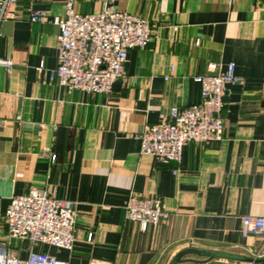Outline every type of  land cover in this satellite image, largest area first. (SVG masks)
Listing matches in <instances>:
<instances>
[{"label":"crops","instance_id":"crops-1","mask_svg":"<svg viewBox=\"0 0 264 264\" xmlns=\"http://www.w3.org/2000/svg\"><path fill=\"white\" fill-rule=\"evenodd\" d=\"M105 4L153 27L152 41L129 51L125 76L108 95L49 79L59 27L29 15H62L65 0H18L20 17L2 23L0 56L14 66H0V244L12 197L57 187L76 203L74 246L35 247L69 264H169L189 247L254 257L264 239L245 236L242 220L264 216V0H78L76 9L92 13ZM212 63L214 72L234 63L240 77L222 111L224 138L186 144L174 173L176 164L141 154L139 134L172 107L199 102L194 77L213 72ZM130 194L162 198L170 218L141 230L124 217ZM30 248L28 240L11 244L20 258ZM179 264L261 263L188 254Z\"/></svg>","mask_w":264,"mask_h":264},{"label":"built area","instance_id":"built-area-1","mask_svg":"<svg viewBox=\"0 0 264 264\" xmlns=\"http://www.w3.org/2000/svg\"><path fill=\"white\" fill-rule=\"evenodd\" d=\"M18 0H0V41L2 23L20 17L14 11ZM78 0H65V12L50 16L47 11L32 9V22L51 20L59 27L57 34L58 62L49 70V79L67 90H79L87 94H110L114 82L125 76V63L134 48H146L153 39L150 19L105 4L102 10L82 13L76 9ZM177 29V27H175ZM0 66L11 70L14 62L0 56ZM199 74L194 80L201 85V99L192 105L172 107L168 116L155 124L147 125L139 134L141 154L151 155L157 162L174 163V173L183 157L184 146L189 142H207L224 138L225 122L222 111L229 95V85L240 81L234 63L225 71ZM174 67H171L173 70ZM169 75L165 76L168 80ZM51 161L57 154L45 148ZM76 203L58 196V188H33L29 192L14 195L6 210L7 230L0 244V264H69L47 252L38 250L37 244H49L71 250L75 241ZM171 216L164 200L158 196L144 197L130 194L124 205L126 220L139 223L148 230L166 222ZM242 233L264 239V216L246 215L242 220ZM88 239H92L89 233ZM13 240H28L29 254L20 258L12 252ZM264 256V242L254 253ZM101 264H112L101 262Z\"/></svg>","mask_w":264,"mask_h":264},{"label":"water","instance_id":"water-1","mask_svg":"<svg viewBox=\"0 0 264 264\" xmlns=\"http://www.w3.org/2000/svg\"><path fill=\"white\" fill-rule=\"evenodd\" d=\"M188 254H196L199 256H204L209 259L214 258H227V259H233V260H240V261H247L250 263H261L264 264V257L263 258H255V257H246L243 255L218 251V250H211V249H205V248H199V247H189L182 251H180L178 254L175 255V257L171 260L169 264H179L185 255Z\"/></svg>","mask_w":264,"mask_h":264}]
</instances>
